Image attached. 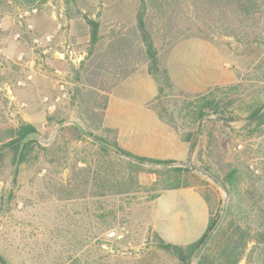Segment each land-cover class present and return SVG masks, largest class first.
<instances>
[{"label":"rangeland","instance_id":"374dc122","mask_svg":"<svg viewBox=\"0 0 264 264\" xmlns=\"http://www.w3.org/2000/svg\"><path fill=\"white\" fill-rule=\"evenodd\" d=\"M66 1L50 0L40 6V13L32 19V24L37 35L54 33L51 12L53 9H63L66 20L63 31L56 33V44L59 50L63 41L71 43L82 56L77 64L51 56H39L28 37L14 41V34L19 32L15 16L21 8L10 2L0 4V127L15 126L19 120L31 124L39 133L37 140L42 147L56 142L61 127L58 122L83 129L89 126L93 135L106 136L102 132L107 129L103 121L100 130L92 129L98 123V110L92 111L91 94L82 88V79H77L76 72L87 55L88 28L75 10L67 9ZM77 3L82 15L107 26L133 22L135 0H77ZM215 40V43L198 39L183 40L166 53L168 43L155 36L162 64L175 88L190 94L204 93L215 86L234 84L238 78L258 92L250 97L247 95V99L259 96L264 101V83L255 76L251 77L255 63L264 56V51L258 52L257 59L255 55L250 56L255 63L249 65L250 58L244 53L236 54L234 49L237 43L232 39L219 37ZM227 42L231 45H227ZM145 72L144 66L139 70V75L121 82L112 91L110 95L115 97L111 99L107 124L126 126L127 132L140 135L126 140L132 149L130 153L160 160L173 159L182 162L184 167L199 170L201 163L197 152L204 148L205 137L197 136L193 150L178 139L168 140L166 129L149 110L142 108L156 95V84L144 75ZM153 102L149 103L152 109L156 106ZM85 107L92 108L90 111L93 114H86ZM91 116H94V120L89 119ZM252 130L247 122L240 121L231 127H219L218 136L227 158L244 151L245 164L259 179L250 186L244 178L239 188L248 200L252 199L249 193L258 200L261 194L264 196V128L256 133ZM172 131L178 137L183 133L180 130ZM107 136L111 139L113 134ZM59 143L63 146L61 156L68 158L70 164L73 160H85L87 166L89 163L94 168L100 154L92 140L71 142L68 138H61ZM109 160L127 169L126 159L110 155ZM46 168L45 163L36 165L34 161L21 168L15 198L7 213L0 215V253L10 264H177L151 247L147 240L148 230L151 229L150 219L164 232L165 242L178 246L196 241L205 229L207 209L199 195L192 190L166 191L153 202L137 200L132 195L60 202L49 198L43 190L41 178ZM155 168L142 166L143 170ZM58 171L63 179L68 174L67 170ZM12 172L8 158L0 161V206L3 194L12 187ZM194 173L209 184L217 204L225 208L229 203L227 193L213 180L204 179L206 177L196 171ZM146 175L153 180L154 176ZM192 181L197 183L196 180ZM109 209H114L117 217L114 227L105 230L99 216ZM188 226L190 230H187ZM191 264H197L196 259Z\"/></svg>","mask_w":264,"mask_h":264},{"label":"trees","instance_id":"16d2710c","mask_svg":"<svg viewBox=\"0 0 264 264\" xmlns=\"http://www.w3.org/2000/svg\"><path fill=\"white\" fill-rule=\"evenodd\" d=\"M49 1L0 0V4L10 2L22 9L40 7ZM66 4L68 10L73 9L81 16L88 28L87 55L76 73L77 79H82V88L92 98L93 109L85 107L84 112L93 114L90 109L98 110V123L92 129H101L112 91L145 66L157 87L153 103L158 119L171 129L182 131L181 141L190 145L192 150L197 136L205 137L204 148L197 152L201 163L198 169L206 174L204 179L212 178L227 193L229 203L225 208L218 205L209 184L202 181L195 170L184 167L182 162L140 157L124 150L117 142L114 129H103L106 136L98 137L93 135L89 126L83 129L58 122L61 127L56 142L42 147L37 140V129L19 120L15 126L0 127V161L8 158L13 168L12 187L2 196L0 215L9 210L15 198L20 170L31 161L36 165H47L41 178L43 190L49 198L60 202L131 195L137 200L153 202L163 192L192 189L208 211L203 234L190 244L178 246L165 242L149 229L147 240L151 247L177 264H191L194 259L197 264H264V196L261 194L257 200L249 193L252 199L248 200L239 188L244 178L251 186L259 176L245 164L244 151L227 158L218 136L219 127H231L240 121L247 122L254 133L261 131L264 128V101L259 96L247 99V95L250 97L258 92L238 78L234 84L215 86L204 93L177 90L155 45L156 35L168 43L166 53L183 40L215 43L219 37L232 39L237 43L236 54L244 53L250 58L248 64L251 65L259 57L258 52L264 51V0H135L133 22L119 26H107L82 15L77 0H67ZM67 16L71 19L69 12ZM227 45L231 44L227 42ZM252 55L255 59L250 57ZM253 73L251 77L255 76L264 83V56L255 63ZM89 119L94 120V116ZM110 133L113 134L111 139L107 136ZM61 138H68L71 142L92 140L100 154L94 168L79 159L70 164L68 158L61 156ZM110 155L126 159L127 169L112 163ZM143 165L157 168L143 170ZM59 169L68 171L64 179L60 171L56 172ZM146 173L154 176L153 180ZM116 217L114 209L99 216L105 230L114 227ZM0 264H10L1 253Z\"/></svg>","mask_w":264,"mask_h":264},{"label":"built area","instance_id":"2783aa9c","mask_svg":"<svg viewBox=\"0 0 264 264\" xmlns=\"http://www.w3.org/2000/svg\"><path fill=\"white\" fill-rule=\"evenodd\" d=\"M40 13L39 6H31L22 8L17 11L15 20L19 27V32L14 34V41H21L23 37H28L33 50L41 57L51 56L55 59L68 61L72 64L80 63L82 56L77 53L75 47L68 41H63L61 45L56 44V33L63 31L66 16L63 9H53L51 19L55 25V32L37 35L34 33L35 28L32 24V19ZM2 24L0 22V31ZM44 101H47L46 99Z\"/></svg>","mask_w":264,"mask_h":264},{"label":"crops","instance_id":"0c3cea01","mask_svg":"<svg viewBox=\"0 0 264 264\" xmlns=\"http://www.w3.org/2000/svg\"><path fill=\"white\" fill-rule=\"evenodd\" d=\"M138 72H139V71H137L133 76H131V77L128 78V79H133V78H135V75H139ZM144 75L150 78V76L147 74V71L144 73ZM136 78H138V77L136 76ZM128 79H126V80H128ZM138 79H139V78H138ZM150 79H151V78H150ZM126 80H125V81H126ZM151 80H152V79H151ZM117 87H118V86H117ZM117 87H116V88H117ZM156 95H157V87H156ZM156 95L154 96L153 99H151L149 102H147L146 104H144V105L142 106V108L145 109V110H149V111L155 116V118H157L158 123L166 129V134H167V138H168V140H171L172 138H174V140L178 139L180 142H182L181 139H180V137H178V136L176 135V133L173 132L172 129H171L168 125H166L164 122H162V121H160V120L158 119V116H157V114H156L154 108H153V109L150 108L149 103H150L152 100L155 99ZM112 97H115V95H110V96H109L108 105H107L106 110H105V112H104V116H103V124H104V127L109 128V129H114V130H116V132H117V142H118L119 146H120L121 148H123L124 150L128 151V152H132V151H131L132 149H130L131 147L128 146L126 140H127V139L131 140V138L140 137V135H139V134H136V133H132V132H127V131H126V126L116 127V126L113 125V124H112V125L107 124L108 115H109V111H110V103H111V99H112ZM133 127H135V126H133ZM130 128H132V127H130ZM182 143H184V142H182ZM185 144H186V143H185ZM187 145H188V144H187ZM188 151H189V149H188ZM187 155H188V152L186 153V157H187ZM136 156H139V155H136ZM140 157H146V156L141 155ZM186 157H185V158H186ZM164 160H173V159H164ZM175 161H176V160H175ZM182 190H189V191H190V190H192V189H182ZM192 191L196 193V191H194V190H192ZM196 194H197V193H196ZM197 195H198V194H197ZM199 197H200V196H199ZM202 201H203V200H202ZM205 206H206V205H205ZM206 209H207V207H206ZM207 221H208V211H207ZM149 225H150V227H151V230L154 231V232H156V233L158 234V236H159L161 239L164 238V236H163V235H164V232H163L162 230L160 231V229L156 226V224H155V222L153 221L152 218L150 219ZM206 226H207V223H206ZM206 226H205V229H206ZM205 229L202 231L201 235L203 234V232L205 231ZM187 230H190L189 226H188ZM176 231L184 232V231H186V230H185V229H177ZM201 235H200V236H201ZM200 236H199V237H200ZM199 237H198V238H199ZM184 246H185V245H184Z\"/></svg>","mask_w":264,"mask_h":264},{"label":"water","instance_id":"95a60500","mask_svg":"<svg viewBox=\"0 0 264 264\" xmlns=\"http://www.w3.org/2000/svg\"><path fill=\"white\" fill-rule=\"evenodd\" d=\"M193 169V168H192ZM193 170H195L196 172H198V173H201L204 177H207L206 176V174H203L201 171H199V170H196V169H193ZM210 180H213L212 178H209Z\"/></svg>","mask_w":264,"mask_h":264}]
</instances>
